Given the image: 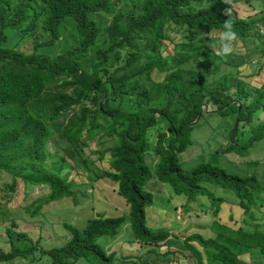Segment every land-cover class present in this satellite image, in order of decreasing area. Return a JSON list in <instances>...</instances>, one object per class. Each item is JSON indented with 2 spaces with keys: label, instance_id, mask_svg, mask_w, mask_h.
<instances>
[{
  "label": "trees",
  "instance_id": "trees-1",
  "mask_svg": "<svg viewBox=\"0 0 264 264\" xmlns=\"http://www.w3.org/2000/svg\"><path fill=\"white\" fill-rule=\"evenodd\" d=\"M132 1L133 7L124 11L115 10V0H39L40 7L31 0H0L2 197L9 201L19 184L45 188L47 197L35 207L33 213H37L57 198L75 196V181L46 166L53 138L63 152L61 161L72 168L92 170L89 158L95 156L96 176L115 182L117 194L128 205V215L96 212L83 229L64 222L69 238L48 248L39 246L38 240L18 244L17 240L30 239L25 232L15 235L17 223L12 221L5 228L10 248L0 250V263L40 253L51 264H81L82 260L111 264L116 253H107L98 238L115 236L125 221L133 232L126 242L149 247L155 254L142 264L190 263L192 258L196 264H205L203 248L216 250V257L229 264H241L236 249H264V229L249 230L216 217L225 197L208 187L213 183L233 190L236 203L247 214L255 195L264 192V183L255 174L243 175L211 162L185 168L180 159L207 108L234 119L231 143L224 152L249 155L263 150L264 155V82L258 83L264 63L246 75L243 65L227 67L229 56L264 52V13L256 17L230 14L229 1L239 0H141L140 6ZM206 3L219 11L211 12ZM95 13L111 15L110 23L102 28L91 18ZM67 16L76 22L78 42L54 55L37 51L53 44ZM38 19L48 39L35 41L30 51L4 44L6 28L23 37L37 28ZM228 19L237 37L231 52L221 54L219 38ZM101 31L107 35V45L98 47L84 67L82 57ZM169 31L180 34L171 36ZM206 39L218 44L212 46ZM166 42L189 53L173 58L165 53ZM198 46L205 51L199 53ZM171 59L175 63L169 66ZM249 62L244 65L252 68ZM150 152L157 158L154 166L147 160ZM152 179L169 183L176 195L184 196V213L192 200L205 196L214 217L198 227L189 225L182 243L168 248L171 232L147 225L145 210L154 201V192L148 188ZM206 227L212 235L203 232ZM164 245L167 248L160 252Z\"/></svg>",
  "mask_w": 264,
  "mask_h": 264
},
{
  "label": "rangeland",
  "instance_id": "rangeland-1",
  "mask_svg": "<svg viewBox=\"0 0 264 264\" xmlns=\"http://www.w3.org/2000/svg\"><path fill=\"white\" fill-rule=\"evenodd\" d=\"M37 7H40L39 0H31ZM115 10L128 11L133 7L132 0H115ZM137 5H141V0H136ZM229 6L226 10L230 14L243 15L246 17H256L264 13V1L261 0H239L229 1ZM227 4V5H228ZM136 6V7H139ZM203 6V5H202ZM201 6V7H202ZM211 12L219 11L213 3L204 5ZM44 12L42 11L41 16ZM91 18L102 28L108 25L111 21V15L105 13H95ZM28 21L21 24L24 27ZM38 19L37 28L30 34L26 33L20 37L19 32L12 28H6L7 46H16L17 48L27 51L33 50L34 42L45 41L49 35L40 26ZM76 27V22L73 18L67 16L61 24L58 38L50 46H41L37 51L54 55L58 52L67 50L72 45L78 42L79 34ZM171 36L179 35L180 33L168 32ZM205 43H210L212 46L217 45V41L210 42L208 39ZM200 44V43H199ZM107 45V35L101 31L97 37V41L90 47L87 55L82 57L83 66L88 67L91 59L95 56V51L98 47ZM198 45V43H197ZM165 53L175 56H185L187 53L180 45L176 48L173 45L165 43ZM198 52L205 51L204 47L198 46ZM195 53V52H194ZM264 52H255L248 55L229 56L227 58V67L233 65H243L242 74L253 73L257 70L260 63H264ZM246 61H250L252 68L244 65ZM175 61H169V66ZM224 65V64H222ZM234 72L235 69H232ZM264 75V71L261 72ZM263 75L258 76V83H263ZM203 113L199 123L191 131V144L188 145L185 151L180 154V159L183 167L188 168L199 162H211L219 164L229 171L238 172L240 174H255L257 178L264 183V155L263 150L252 152L249 155H240L236 152H224V149L231 143L229 130L234 124V119L231 115L222 116L218 112ZM211 112V113H209ZM165 124H162V126ZM155 130L150 131V140L154 139ZM244 138V136H243ZM60 144L53 138L49 141L48 151L49 156L46 160V166L58 171L62 176H68L70 180L75 181L73 189L75 196L73 198H57L52 202L44 204L39 212L33 213L35 207L47 197V190L40 187H23L19 184L15 194L8 200L2 197L4 192L0 190V250L7 251L10 246L7 242L6 226L12 221L17 223L15 226V235L18 231L25 232L30 239L17 240L18 244L27 245L38 240L39 246L48 248L54 244H63L70 236V232L65 228L64 222L72 223L79 229H83L87 220L95 216L96 212L108 216L128 215V205L125 199L119 196L116 192L117 184L110 179L104 177L99 178L96 173L99 171V162L95 160V156L89 158L92 165L91 169L87 168H72L68 163L61 161L63 154L60 149ZM156 157L152 152L148 153L147 160L154 166ZM258 159V164L247 163L249 160ZM96 171V172H95ZM78 172V174L76 173ZM1 181V179H0ZM208 187L215 191L216 195H223L225 201L221 204L218 216L227 224L235 226H243L245 229H253L255 227L264 229V192L255 195V201L251 205L250 211L246 214L243 209L236 203L237 197L233 190L222 187L217 184L209 183ZM148 188L153 193V203L146 207L147 225L151 228L155 226L163 227L164 230L171 232V238L167 240L168 248L175 247L178 243H182L183 238L187 235L186 228L189 225L199 226L198 223H208L214 217L213 209L210 207V202L205 196H199L196 200H192L188 204L187 212H183L186 199L183 195H176L169 183H161L156 179H152ZM182 209V210H181ZM181 216V217H180ZM163 224V225H162ZM207 226V225H206ZM203 232L206 235H212L209 228H204ZM133 238L130 222L125 221L115 236L102 235L98 238V242L105 248L107 253L115 252L116 260L111 264H142L143 261L152 260L154 253L149 251V247H141L135 243L130 244L126 239ZM170 246V247H169ZM167 245H164L160 252L164 251ZM236 249L238 260L241 264H264V249ZM205 264H229L223 261L220 257H216L217 251L212 248L201 249ZM243 251V252H240ZM121 256L129 257L127 259H119ZM139 257V258H136ZM145 261V262H146ZM223 261V262H222ZM183 261H179L181 264ZM187 263V262H186ZM194 258L190 263L196 264ZM0 264H51L47 255L35 253L27 258H15L10 262H1ZM81 264H89L85 260Z\"/></svg>",
  "mask_w": 264,
  "mask_h": 264
},
{
  "label": "clouds",
  "instance_id": "clouds-1",
  "mask_svg": "<svg viewBox=\"0 0 264 264\" xmlns=\"http://www.w3.org/2000/svg\"><path fill=\"white\" fill-rule=\"evenodd\" d=\"M237 33L233 30V22L228 19L223 22V31L220 34V49L221 54H227L231 52V42L235 40Z\"/></svg>",
  "mask_w": 264,
  "mask_h": 264
},
{
  "label": "crops",
  "instance_id": "crops-1",
  "mask_svg": "<svg viewBox=\"0 0 264 264\" xmlns=\"http://www.w3.org/2000/svg\"><path fill=\"white\" fill-rule=\"evenodd\" d=\"M257 248H259V247H257ZM260 249V248H259ZM262 249V248H261ZM181 264H186V263H181ZM251 264V263H250Z\"/></svg>",
  "mask_w": 264,
  "mask_h": 264
}]
</instances>
